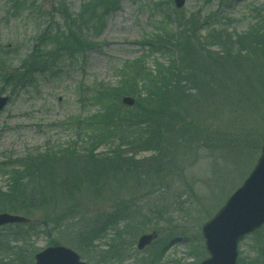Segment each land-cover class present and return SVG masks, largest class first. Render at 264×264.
I'll use <instances>...</instances> for the list:
<instances>
[{
  "label": "rangeland",
  "instance_id": "374dc122",
  "mask_svg": "<svg viewBox=\"0 0 264 264\" xmlns=\"http://www.w3.org/2000/svg\"><path fill=\"white\" fill-rule=\"evenodd\" d=\"M15 2L20 3L17 8ZM15 2L0 0V69L12 74L20 70L24 59L34 51L43 29L64 25L63 6L72 19L90 6L95 12L83 29L90 43L87 47L66 54L52 64V69L43 66L27 83L18 80L9 85L0 74V98H7L0 111V163H10L13 157L22 158L35 149L61 146L76 138L80 129L72 127L76 128L81 119L101 112L95 94L105 86L119 87L127 72L138 73L132 70L133 63L144 62L146 68L154 70L159 63L176 64L189 58L175 41L179 18L200 23L197 36L206 39L215 30L222 29L230 35L247 31L258 20L257 11L264 8V0H187L181 9L175 8L174 0H103L104 9L95 6L93 0ZM166 32L171 34L170 39L157 45L158 36ZM207 50L216 53L219 48ZM47 52L43 50L42 55ZM140 88L145 91L144 86ZM240 90L233 78L223 92L218 91L216 102L206 104L201 113L195 114L196 125L206 130L207 135L190 137L193 148L177 159L181 171L176 168V175L155 187L156 190L165 187L162 197L168 199V206L158 213L154 211L153 221L142 234L118 239L119 253L111 249L112 231L106 243L96 241L89 250L77 246L74 236L61 229L48 234L41 226L40 234L33 239L37 253L54 242L71 248L88 264H201L208 257L202 226L242 186L261 155L264 105L259 111L240 105ZM126 96L121 97V103ZM128 97L136 102L135 96ZM206 136V142L201 144ZM100 151L105 153V147ZM151 155L142 151L138 157ZM6 182L4 170H0V188L6 189ZM133 185L125 184L126 192L122 194L101 190L97 196H83L75 203V209L59 203L28 218L32 222L45 219L56 222L55 218L74 210L71 214L77 213L80 222L86 223L117 209L118 200L127 203L122 199L133 190ZM138 203L147 206L144 201ZM151 233L157 236L155 242L139 252L138 239ZM6 245L9 246L7 241ZM238 249L239 264H264V227L246 236ZM30 250L31 247H26V255ZM157 256L158 261L153 263ZM8 257L6 246L0 245V264L8 261Z\"/></svg>",
  "mask_w": 264,
  "mask_h": 264
},
{
  "label": "trees",
  "instance_id": "16d2710c",
  "mask_svg": "<svg viewBox=\"0 0 264 264\" xmlns=\"http://www.w3.org/2000/svg\"><path fill=\"white\" fill-rule=\"evenodd\" d=\"M93 1L95 6L105 8L103 0ZM13 4L15 8L20 5ZM94 12L90 6L72 19L63 6L64 25L43 29L34 51L24 59L19 71L12 74L0 69L3 81L9 85L18 80L27 83L32 74L45 67L52 69V64L66 54H75L90 45L83 29L92 21ZM257 15L258 20L243 33L230 35L221 29L212 31L206 39L197 36L200 23L179 18L175 41L189 58L176 64L159 63L154 70L146 68L144 62L133 63L132 70L138 73L127 72L119 87L105 86L95 94L101 112L78 121V128L72 127L80 129L76 138L61 146L35 149L22 158L13 157L10 163H0V170L7 176L6 189L0 188V213L27 218L59 203L75 209V203L83 196H97L101 190L122 194L126 192L125 184L134 183L133 190L122 199L127 203L118 200L117 209L86 223L80 222L78 214H71V210L55 218L56 222L45 219L2 228L0 245L6 246L9 257L1 264H33L37 253L33 239L40 234V226L48 234L61 229L74 236L77 246L89 250L96 241L106 243L112 231L111 249L115 253L120 252L118 239L137 237L146 231L155 212L168 206V199L162 197L165 187H155L176 175V168L181 171L177 159L193 148L190 137L207 135L196 125L195 114L214 102L218 91L223 92L233 78L234 85L241 89L240 105L254 111L264 105V8ZM170 35L166 32L158 36L157 45L169 40ZM215 47L219 48L216 53L207 50ZM43 50L48 52L42 55ZM126 95L137 98L133 108L121 104V97ZM206 140L207 136L201 144ZM101 147H105V153ZM142 151L152 155L139 158ZM141 201L147 203L146 208L139 205ZM50 245L59 246L54 242ZM26 247H31L28 255Z\"/></svg>",
  "mask_w": 264,
  "mask_h": 264
},
{
  "label": "water",
  "instance_id": "95a60500",
  "mask_svg": "<svg viewBox=\"0 0 264 264\" xmlns=\"http://www.w3.org/2000/svg\"><path fill=\"white\" fill-rule=\"evenodd\" d=\"M177 8H182L186 0H174ZM7 99L0 98V111ZM123 103L133 106L135 101L125 97ZM30 220L9 213L0 214V228L29 223ZM264 226V139L261 156L243 185L232 194L218 213L202 227V235L209 258L202 264H237L239 242L249 234ZM156 234L139 238V251L150 246ZM35 264H87L81 256L65 246L48 247L35 256Z\"/></svg>",
  "mask_w": 264,
  "mask_h": 264
}]
</instances>
